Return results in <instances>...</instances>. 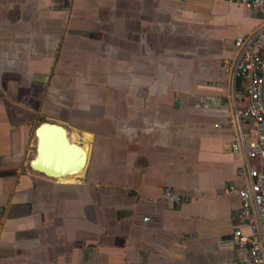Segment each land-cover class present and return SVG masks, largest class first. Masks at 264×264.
Returning <instances> with one entry per match:
<instances>
[{
	"label": "crops",
	"instance_id": "obj_1",
	"mask_svg": "<svg viewBox=\"0 0 264 264\" xmlns=\"http://www.w3.org/2000/svg\"><path fill=\"white\" fill-rule=\"evenodd\" d=\"M250 1L0 0V264H250L227 193L248 183L229 66L264 27ZM44 124L82 173L60 178L54 131L35 169Z\"/></svg>",
	"mask_w": 264,
	"mask_h": 264
},
{
	"label": "built area",
	"instance_id": "obj_2",
	"mask_svg": "<svg viewBox=\"0 0 264 264\" xmlns=\"http://www.w3.org/2000/svg\"><path fill=\"white\" fill-rule=\"evenodd\" d=\"M248 6L252 11L260 12L264 21V0H251ZM236 48L239 57L229 70L234 79L244 82L247 104L235 113L237 131L232 137V150L246 157V168L239 171V177L248 178V183L242 187L231 185L227 193L240 199L242 221L253 230L250 237L236 231L234 241L237 248L244 251L248 263L264 264V27L237 39ZM245 123L249 125L247 130L243 129ZM254 161L258 164H252ZM164 198L181 202L172 189H166Z\"/></svg>",
	"mask_w": 264,
	"mask_h": 264
},
{
	"label": "water",
	"instance_id": "obj_3",
	"mask_svg": "<svg viewBox=\"0 0 264 264\" xmlns=\"http://www.w3.org/2000/svg\"><path fill=\"white\" fill-rule=\"evenodd\" d=\"M262 99L264 103V85H263ZM47 131H54L60 138V141L64 145V147H66L70 153L76 155L77 165L65 171V173L62 175H79L80 173H82V171H84V169L86 168L88 162L87 151L83 149L81 146L71 143L67 137V131L63 127L57 125H51V124H44L38 131L41 138V143L39 148L40 156L33 164L35 169L43 171L44 173L47 174V170L44 169L41 163V161L47 156V136H46L47 134H45L47 133Z\"/></svg>",
	"mask_w": 264,
	"mask_h": 264
},
{
	"label": "bare ground",
	"instance_id": "obj_4",
	"mask_svg": "<svg viewBox=\"0 0 264 264\" xmlns=\"http://www.w3.org/2000/svg\"><path fill=\"white\" fill-rule=\"evenodd\" d=\"M65 176H67V175H62L60 178H63V177H65ZM68 176H74V175H68Z\"/></svg>",
	"mask_w": 264,
	"mask_h": 264
}]
</instances>
